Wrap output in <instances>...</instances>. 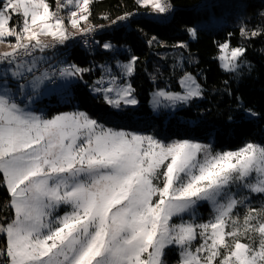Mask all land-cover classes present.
Returning <instances> with one entry per match:
<instances>
[{"label":"snow or ice","instance_id":"1","mask_svg":"<svg viewBox=\"0 0 264 264\" xmlns=\"http://www.w3.org/2000/svg\"><path fill=\"white\" fill-rule=\"evenodd\" d=\"M73 2L80 12L90 14V0ZM137 2L161 13L169 8L166 0ZM61 7L57 0V9ZM14 15L22 17L15 25ZM70 15L71 25L77 27V11ZM188 31L195 37V29ZM40 36L61 42L68 38L63 17L47 0H0V43L5 37L16 40L0 57L15 64L12 77L23 78L33 91L51 79L48 71L36 74L35 60L22 59L49 47ZM220 49L222 66L234 71L244 50L233 48L229 55L227 43ZM134 60L123 66L127 73L133 71ZM84 71L88 70L71 65L60 69V75ZM115 80L112 77L110 84ZM181 84L185 95L161 90L157 96L184 101L200 94L190 75ZM17 88L23 92L24 85ZM97 91L115 93L106 100L117 107L121 100L137 103L129 99L130 86ZM0 174L13 210L10 219L0 222V264H164L170 247L179 249L177 264H264V208H250L241 228L233 210L243 200L230 191L235 184L264 193V146L248 143L236 151L213 153L198 143L164 145L151 136L105 129L84 112L49 119L26 111L4 86ZM199 201L213 205L212 219L200 224L171 222ZM62 205L70 211L57 215ZM229 221L230 230L225 231ZM197 239L200 243L193 246Z\"/></svg>","mask_w":264,"mask_h":264},{"label":"trees","instance_id":"2","mask_svg":"<svg viewBox=\"0 0 264 264\" xmlns=\"http://www.w3.org/2000/svg\"><path fill=\"white\" fill-rule=\"evenodd\" d=\"M168 1L172 6L169 18L144 15L101 33L94 47L73 48L67 58L88 71L80 73L66 100L53 106L50 114L85 111L91 118L108 124L114 119L144 117L157 125L156 133L164 132L171 138L204 140L214 134L216 146L223 150H235L245 143L264 146V0ZM135 10L147 8L137 0H99L90 4L87 15L94 25ZM211 17L219 18L217 26L197 25L198 21ZM189 29L196 30L195 40L191 39ZM224 43L242 48L243 59L251 67L239 74L223 70L219 56L220 45ZM106 44L113 50H106ZM167 53L182 55L183 67L172 65L175 61L168 59ZM116 57L135 58L130 83L139 101L136 108L115 110L91 90L102 75L98 62ZM185 73L197 78L205 97L180 109L166 123L165 116H154L151 111L152 94L169 80L174 90H181L178 79ZM57 99L53 97L50 101L55 103ZM249 110L258 115L257 119L250 117ZM10 199L7 188L0 182V222L6 219Z\"/></svg>","mask_w":264,"mask_h":264},{"label":"rangeland","instance_id":"3","mask_svg":"<svg viewBox=\"0 0 264 264\" xmlns=\"http://www.w3.org/2000/svg\"><path fill=\"white\" fill-rule=\"evenodd\" d=\"M47 0V3L50 5V9L53 11H56L57 14L61 17H63L64 20V28L66 29V34H71L73 32H79L82 30H85L93 25L90 24L88 20V15L85 13L80 12L76 7L73 0H59V3L63 5V7L57 9V0ZM93 1H99V0H90V4ZM168 0H166V3ZM168 4V3H167ZM143 6V5H142ZM147 8V11H144L142 13H146L145 15H152L154 17H157L158 19H166L160 18V15H163V13L154 11L151 6H143ZM72 11H77V17L75 19L79 20V24L77 27H73L70 23V20L73 19L71 17L70 13ZM81 15H87L86 20H80L79 17ZM12 21H15V24L17 22L22 21L21 16L14 15L12 17ZM167 21V20H165ZM219 23V18L211 17L210 19H203L197 22L198 26L201 27H214L217 26ZM190 37L192 40H195V37H193L190 34ZM54 38L51 36H40V40H53ZM16 40L15 37H5L4 42L0 43V54H3L5 52L11 51V48L9 47V44H15ZM229 45V43H227ZM68 45V44H66ZM65 46V45H64ZM71 45H69L70 47ZM62 45L60 46L59 50L51 51L44 49L40 51L35 58H32V61L35 60L37 64V68L40 65H44L49 62H53V64L58 65L61 69L67 68L71 65H75L71 60L67 58V56L71 53H65L66 49H62ZM68 47V48H69ZM230 45L228 49V54L230 55L231 51ZM106 50H113V47L106 48ZM116 49H114V52ZM60 52L62 54H60ZM65 53V55H63ZM173 53V52H172ZM166 54V57L169 59H173L175 62L172 63V65L179 66L180 68L184 65V59L182 55H174V54ZM68 54V55H67ZM244 54V51H243ZM224 55L223 52H221L219 56L220 65L223 70L230 73L239 74L241 71H243L246 68H250L252 64L245 61L243 59V55L238 57L237 60L234 62L238 65V67L234 71L226 70L222 65L224 61L220 59V57ZM61 57V58H60ZM133 58L129 60H123L121 57H116L113 59H106L105 61L98 62V68L101 70L102 75L99 79H97L93 85L91 86V90L94 94L101 95L106 100V95L108 96H115V93H105L102 91H97L99 88H107L109 86H120L122 88H127L130 86L131 92L129 99H135L137 101L136 104L126 103L123 100H121L119 106H115L113 104H110L115 110H122L126 108H136L139 104V101L137 97L133 93V89L130 83V78L134 74V67H135V60L133 62V71L131 73H127L124 65H128L129 62H132ZM76 66V65H75ZM15 64H8L6 61H2L0 59V90L4 86H7L11 93L13 94L14 99L17 103L21 105V107L25 108L26 111H32L36 113L37 115H42L45 118H52L58 114L63 113H74V112H84L85 111H65L60 112L54 115L50 114V110L53 106H57L61 103H63L67 96L69 95V89L70 86L79 80L80 73L73 75V76H64L62 79V84L58 87H54L50 85V79H45L43 83L40 85V87L33 91L31 86L29 84H26L23 81V78H20L19 80L12 77L11 72L14 70ZM27 74V73H26ZM31 76V74H28ZM187 75H190L195 79L196 84L199 85V91L200 94L196 96H192L184 101H168L165 100L163 97L157 96V93L161 90L168 92V93H177L180 95H185L186 89L182 86L181 81L186 78ZM116 77L115 84H110L111 78ZM8 79H11V82L8 81ZM31 80V79H30ZM169 80V79H168ZM22 82L21 85H24L23 92H20L17 88L18 83L13 82ZM97 81H101V83L97 84ZM171 81H168V84L164 87L156 88L154 93L152 94V100L150 102V108L154 116H165L166 117V123L169 121L170 118L177 115V112L184 108L189 106L193 101H201L204 99V88L202 85L197 81V78L190 73H185L181 75L178 79V82L181 86V90L177 91L172 88ZM57 97V101L55 103H52L50 101L51 98ZM107 101V100H106ZM158 101V103H157ZM88 115V113H86ZM248 114L250 117L257 119L258 115L253 113L252 110L248 111ZM89 116V115H88ZM90 117V116H89ZM91 118V117H90ZM93 119V118H92ZM95 120V119H94ZM97 121L98 126H102L105 129H113L117 131H124L126 133L130 134H136L144 137L151 136L155 140L159 141L161 144L167 145L178 141H189L191 143H198L202 146H207L213 153L216 152H225V151H236L243 146H245L248 143H245L243 146H240L239 148L235 150H223L216 146L215 144V135L211 134L208 138L204 140H181L177 138H171L164 132L162 133H156L155 129L157 128V125L152 120H147L144 117L140 118H134V119H114L111 123L107 122H101ZM190 124H193V121H189ZM254 144V143H252ZM258 145V144H254ZM154 183H160V181H154ZM231 194L235 196L236 199L243 200V203H240L237 205V207L233 210L234 211V217H238V224L243 228V220L245 217V214L248 213L249 209H261L264 208V193H255L251 192L246 188H242L239 185H232ZM155 199V197H154ZM70 211V208L68 206H60L56 210L57 215H63L64 212ZM7 216L6 218H11V212L13 213V210L8 206L6 209ZM214 208L213 205L210 202L207 201H199L194 208L189 209L188 211L181 213L180 215L173 218L171 221L172 223H180L181 221L200 224V223H206L214 216ZM255 215V213H253ZM231 227V221H229V226L226 227L225 231L230 230ZM242 242H248L247 239L243 236L240 237ZM231 239V238H229ZM200 243V240L197 239L193 241V246L198 245ZM179 260V249L178 247H170L165 250V254L163 256L164 264H177V261Z\"/></svg>","mask_w":264,"mask_h":264},{"label":"built area","instance_id":"4","mask_svg":"<svg viewBox=\"0 0 264 264\" xmlns=\"http://www.w3.org/2000/svg\"><path fill=\"white\" fill-rule=\"evenodd\" d=\"M167 3L169 5V8L166 12H164L163 15L159 16L160 18H165V17L169 18L171 16L172 6L170 5L169 1ZM142 12H144V11L135 10V11L120 15L117 18H115L114 20H111L109 22L94 24L93 26H91L85 30L68 34L67 35L68 38L63 40L62 42L59 39L42 41L43 44L49 45V47H45L44 49L56 51V50H59L61 45L64 46V45L68 44L71 46L68 49H66L65 53L69 54L70 51L76 47H81V48L94 47L95 43L97 42L98 37L101 33L105 32L107 30H110L114 27H119V26H122L125 24H129L133 19L144 16L146 14V13L144 14ZM33 43H35V42H33ZM40 51L41 50L39 48H37L34 51H32L31 55L24 56L22 59L25 62H31L32 58H35L36 55ZM62 53L60 52V54H62ZM65 53L63 55H65ZM0 59L2 61H4L2 59V57H0ZM60 69L61 68L58 65L53 64V62H49V63H46L44 65H40L38 67V71L36 74L40 75L41 73L48 71L49 75L51 76L50 85H52L54 87H58L62 84L61 81L64 77V76L60 75ZM52 73H55V75H52ZM26 76H27L28 80H30L32 78L28 74H26ZM8 81L11 82V79H8ZM22 82H25V80L23 79ZM22 82L20 81V82H13V83L20 84Z\"/></svg>","mask_w":264,"mask_h":264}]
</instances>
